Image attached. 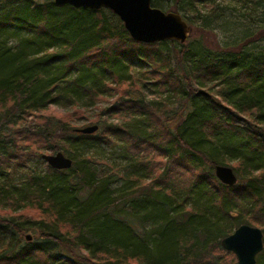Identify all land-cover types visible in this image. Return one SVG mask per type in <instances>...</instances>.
I'll use <instances>...</instances> for the list:
<instances>
[{"label":"trees","instance_id":"1","mask_svg":"<svg viewBox=\"0 0 264 264\" xmlns=\"http://www.w3.org/2000/svg\"><path fill=\"white\" fill-rule=\"evenodd\" d=\"M176 5L216 9L215 19L202 17L206 29L221 19L214 0ZM255 34L219 50L192 40L165 52L176 41L137 42L106 8L0 0V208L9 212L0 215V264H221V241L241 225L260 227L264 241V37ZM135 62L151 66L145 78ZM150 78L164 99L145 95ZM113 93L87 118L99 125L94 134L43 114L51 106L87 113ZM28 133L43 144L33 157L62 151L72 167L27 169L32 154L20 142ZM114 137L125 142L117 187L114 166L100 168L98 156ZM140 147L166 159L162 183L143 186L151 170ZM171 163L196 171L190 185L170 181ZM229 163L239 176L232 186L215 175ZM27 209L38 216L11 215ZM27 231L36 239L24 240Z\"/></svg>","mask_w":264,"mask_h":264},{"label":"rangeland","instance_id":"2","mask_svg":"<svg viewBox=\"0 0 264 264\" xmlns=\"http://www.w3.org/2000/svg\"><path fill=\"white\" fill-rule=\"evenodd\" d=\"M157 1V7L162 9L165 12H179L183 18L188 22L189 25L192 27V32L189 37V39L183 43L189 45V43L192 40L200 41L202 42L206 47L211 49H220L221 42H236L237 40H241V38L245 37L246 34H255L256 38H259L260 36L264 37V3H262V0H248V2H245V0H214L215 4L219 6V12L222 14L221 19L219 20H213L211 23L212 28H204L201 26V19L206 14H211L212 19H215L217 17L216 9L214 10L212 6L208 8V6L201 7L202 9H192L191 11H186L182 8H178V6H174L175 0H156ZM180 7V6H179ZM107 9V8H106ZM210 9H213L214 11H211ZM109 10V9H108ZM261 37V38H262ZM171 41V40H166ZM259 44H263L261 42H258ZM176 46L173 45H167L164 48V51L167 52L169 48L172 49H179L181 48V43L175 42ZM183 49V48H182ZM168 66V64L166 65ZM151 68V66L145 63L135 62L132 65V70L135 71L137 77L145 78L141 74V72L146 71L147 69ZM162 74L156 75L153 80L159 79ZM153 80H151L148 83V85L144 86L143 92L147 96L149 100H159L161 98L164 99L166 97V93H164L163 88L159 85L153 84ZM114 86V85H113ZM116 91H121L126 88V85L122 86L118 89V87H114ZM116 91L114 93H116ZM112 95L110 98H99L97 101L96 107H90L88 108L87 113L85 110L83 114L80 112V110L75 114V109H69V108H63V107H57V106H51L47 112H44L43 114L45 116H56L63 118L65 120H68L72 123V125L76 127H85L88 125H91L89 123V118H94L99 112L100 107H107L113 102V100L116 99L118 94ZM161 114H153L157 118V121L155 123H160V119H163L164 116H160ZM120 115H114L110 116L109 120H113V118H117ZM244 119L249 120L247 116H242ZM88 118V119H87ZM23 139L22 142H20V146H23V150H26L27 155L30 153L32 155H29V160L27 167L25 168H35L40 171H45L47 169L48 163L44 158L40 157H33V153H35L37 150V147H42L43 144L41 143H35V138L31 133L26 134L25 136H21ZM129 144L133 142L128 141ZM159 142V139L157 140ZM125 144L121 139L113 138L110 143L103 144L101 148L98 149L99 157L103 159V163L100 165V168L106 167L108 169V165L114 166V174L115 178L118 180L114 184L115 187L120 186L123 183L122 179H119L124 174V165L125 161L122 158V146ZM128 144V145H129ZM28 148V149H26ZM141 152L144 157H142L143 161L148 162L147 168H150L149 179L143 180L142 184L143 186H146V184L150 183L153 179H156L160 183H162L163 174L165 171V168H167L168 163L166 162V159L161 156V154L152 149L151 147L144 149V147H140ZM41 151V150H40ZM44 155L52 154V151H44ZM36 154V153H35ZM15 163H12V166H14ZM228 166L235 169V163H229ZM110 168V167H109ZM169 172L168 175L170 176V181H173L177 187L183 188L190 185V183L193 181V179L196 177V171L190 167L182 168L178 164H170L169 165ZM238 175V174H237ZM239 177V176H238ZM6 215L9 216L8 210H2L0 208V215ZM25 215L30 216L32 218L37 217L38 213L33 209H27L26 211H22L19 213H13L11 215ZM149 224H147L148 226ZM257 227V226H256ZM260 228V227H259ZM36 233L34 231H27L24 234V240L28 241L26 235H32V239L29 241H32L34 238L36 239ZM220 256H218V260L221 262V264H237L238 260L236 255L233 252L227 251L224 249V251L219 253ZM131 264H137L135 262H132Z\"/></svg>","mask_w":264,"mask_h":264},{"label":"water","instance_id":"3","mask_svg":"<svg viewBox=\"0 0 264 264\" xmlns=\"http://www.w3.org/2000/svg\"><path fill=\"white\" fill-rule=\"evenodd\" d=\"M153 0H54L57 5H70L76 8L100 10L107 8L114 12L124 23L131 38L142 43H156L172 40L185 43L192 32L191 25L179 12H165L152 5ZM199 94L208 93L200 89ZM99 130L98 124L76 128L83 134H94ZM44 159L54 169L67 170L73 161L64 152L58 151L44 155ZM215 175L223 184L232 186L238 182L234 169L228 165L215 166ZM32 236L27 235L31 240ZM222 247L233 252L237 264H256L258 255L264 249L263 231L261 228L243 224L232 234L223 238Z\"/></svg>","mask_w":264,"mask_h":264},{"label":"bare ground","instance_id":"4","mask_svg":"<svg viewBox=\"0 0 264 264\" xmlns=\"http://www.w3.org/2000/svg\"><path fill=\"white\" fill-rule=\"evenodd\" d=\"M204 90V89H203ZM206 91V90H205ZM204 94H209V93H204Z\"/></svg>","mask_w":264,"mask_h":264}]
</instances>
